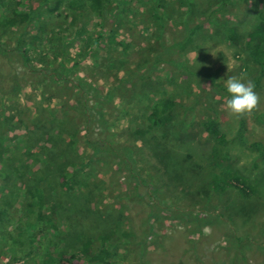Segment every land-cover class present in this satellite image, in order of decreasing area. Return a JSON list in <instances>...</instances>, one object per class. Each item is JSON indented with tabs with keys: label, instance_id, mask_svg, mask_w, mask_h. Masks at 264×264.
I'll list each match as a JSON object with an SVG mask.
<instances>
[{
	"label": "rangeland",
	"instance_id": "1",
	"mask_svg": "<svg viewBox=\"0 0 264 264\" xmlns=\"http://www.w3.org/2000/svg\"><path fill=\"white\" fill-rule=\"evenodd\" d=\"M129 1L120 7L128 10L129 14L119 13H125L126 18L134 19L133 22H126L128 19L118 22L120 19L115 13L98 20L87 11L84 19H87V29L83 38L92 42L97 36L114 29L119 39L109 35L117 42L110 54L121 55L122 48L130 49L138 40L139 44L147 41L142 34V26L160 34L157 39L171 49L160 53L161 60L155 70L149 68L152 79L141 81L139 76H135V82H140V88L148 92V98L137 91L138 87H130L131 84L125 82L127 77L139 74L136 61L128 62L127 70L114 71L121 76L116 79L113 72L103 70L101 60L91 59L85 61L80 69L69 71L64 81L57 77L51 80L48 71L62 69L54 68L51 63L42 64L37 54L30 55L31 70L15 54L0 55V123L10 119L15 125L13 133H4V143L12 151H20L21 146L26 149L28 143L33 148L48 141L54 144L47 157L41 154L28 160V170L24 175L18 172L13 178H0V182L11 185L13 196L17 197L14 203L17 211L11 209L12 222H19L14 227L15 232L17 226H30L26 220H20L22 214L19 209L26 197L32 170H45L43 180H46V185L41 188L48 191V199L51 196L54 200L59 174L68 172L73 164L81 167L79 173L83 181L79 186H86L87 191L81 205L67 201L65 205L80 207L84 214L83 224L94 226V232L96 227L115 231L109 242L121 264H135V261L137 264H264V187L258 189L259 196L249 199L240 196L236 190L211 189L207 184L212 168L207 164L209 152L205 149L206 146L217 145V142L199 127H193L200 116H215L229 141L225 148L219 146L218 155L230 157L233 168L241 174L259 182L264 180L263 166L257 153L246 149L236 135L243 125L245 143L264 144V78L258 85L254 83L259 68L241 40L259 21L255 20L264 3L262 0H232V5L229 3L225 7L220 4L214 9L217 16L226 21L221 29L225 28L229 33V22L243 24L237 31L238 37L229 39L220 28L206 25L208 31L202 33L204 39L201 42L177 49L172 45L173 39L188 17L178 0ZM155 1L162 8L167 7L161 21L156 19L161 7L158 6L156 11ZM5 2L8 0H0V17ZM129 4L132 8L127 6ZM195 6L198 8L200 4L195 3ZM201 9L203 14L205 6ZM138 10L142 13L139 14ZM197 15L196 12L194 17L198 21ZM99 27H104V30ZM23 31L0 27V42L13 50L15 40L24 35ZM68 39L70 43L65 50L69 56H80L75 53L81 38L69 34ZM25 46H30V43ZM97 46L106 50L100 44ZM131 53L129 56L133 57ZM71 65L72 62L65 64L66 68ZM41 66L48 71L40 70ZM229 76L252 82L259 97L254 110L242 115H233L227 110L224 79ZM77 83L83 87H78ZM110 91L111 99L107 98ZM159 98L175 101L178 121L183 122V128L175 126L171 129H175L178 138L192 140L195 149L191 153L197 156L196 163L201 165V170L193 166L198 171L189 169L186 173L172 166L165 153L160 159H155L152 155V150L156 149L154 136L162 139L160 131L154 136L133 133L134 128L146 129L147 122L143 118L146 107L155 104ZM84 100L88 110L81 106ZM76 107L82 109L76 110ZM52 112L58 119L67 120L61 124V129L57 118L49 120ZM86 112L93 115L90 126L84 121ZM46 130L52 131L48 141L44 137ZM74 133L76 139L71 143L70 136ZM171 139L163 144L165 152L181 149L182 142ZM108 144L118 149L125 147L133 152L134 158L138 161L140 158L144 163L140 161L135 170L129 171L127 165L132 164L129 161L124 163V157L115 152H108ZM58 146L64 150L59 155L54 151ZM174 152L176 155L181 153ZM17 176L23 180H16ZM46 204L55 220L71 222L70 207L56 205L53 201ZM12 222L6 223L7 232L0 235V264H36L34 260L45 251L46 245H50L51 236L44 239L42 237L47 235H32L31 239V229H27L22 237L24 242L17 240V236L10 233ZM62 225L65 227L64 221ZM256 233L257 236L254 235ZM116 234L122 237V241ZM131 241L140 244L134 246ZM58 247L63 248L62 264H87L80 256L71 253L75 246L68 247L63 243ZM16 248L21 252L18 259H14L16 255L11 252ZM140 250H146L145 256Z\"/></svg>",
	"mask_w": 264,
	"mask_h": 264
},
{
	"label": "trees",
	"instance_id": "2",
	"mask_svg": "<svg viewBox=\"0 0 264 264\" xmlns=\"http://www.w3.org/2000/svg\"><path fill=\"white\" fill-rule=\"evenodd\" d=\"M126 1L130 2L129 0H8V2H5V9L0 17V27L16 31L22 29L24 30V35L21 34L19 38L15 40L16 43L13 50H9L8 46L0 42V55H2V53L15 54L16 57L22 61L23 65L31 70V67L29 66L31 62L30 55L37 54L38 60H40L42 64L51 63L54 68L55 66H58V68L62 69V71L58 72L55 69L52 72H49L44 66H41L40 70H47L51 80H54L55 77H57L64 81H66L69 71L75 70L76 68L80 69L85 61L91 59L101 60L104 68L103 70L113 72L116 79L117 77L121 78V76H119L120 73L114 71L120 70L121 68L127 70V63H130V61L135 63L136 61L135 66L137 67L139 74L134 75L133 77H127L125 82L131 84L130 87H138L137 91L141 92L143 96L148 98V92L145 91L143 87V89L140 88V82H135V76H139L141 81L150 79L152 74L149 68L155 70L156 64L161 60L160 53L163 50L171 49V47L165 46L161 39H157L161 37L160 34H156L154 33V30H149L147 27L142 26V34L146 37L147 41H145L144 44H139L138 40V42H135L136 44L134 47H131L130 49L122 48L121 55H115V53L110 54L111 51L115 49L113 46L116 45L115 43L117 42L112 40L113 37L110 39L109 35L111 34V36L119 39L114 29L107 31L106 35L97 36L92 42L83 38L87 29V19L84 21L87 11L98 20L107 15L110 16L111 13H115L116 17L120 19L117 20L118 22H121V20L126 21V19H128L126 22H133L134 19L129 17L126 18L127 16L125 13L129 14V11L125 8L120 9L121 4ZM157 1L161 2L164 0ZM157 1L154 2L156 4V7L154 8L156 11H158L157 7L160 6ZM231 1L232 0H178L179 5L188 17L183 20L178 34L173 39L174 43L172 45L177 49H181V46H188L201 42L204 39L202 33L208 31L206 25H213V29H221L224 27L226 21L217 16V12L214 8H219L220 4H223V6L226 7L227 4H231ZM195 3H199L200 7L197 8ZM262 3H264V0H262ZM2 4H4V2ZM127 6L132 8L131 4ZM202 6H205L203 14V10L201 9ZM166 9L167 7H161V11H158V17L156 18L158 21L163 19ZM134 10L135 12L137 11V9ZM119 12L125 13L121 15ZM196 12L198 13V21L194 17ZM138 13L140 14L142 12L138 10ZM114 20L116 21V19ZM136 20L138 19L136 18ZM255 21L258 22L250 28L249 32L244 35L241 40L242 44L244 41L245 48L248 51L251 60L259 68L258 77L254 78V83L258 85V82L264 78V8L258 12V18ZM61 23L63 24V27H61ZM249 23L251 22L249 21L248 25ZM50 24L53 26L50 27ZM68 24L69 30L67 29ZM229 24V33H227L225 28L221 29L222 32L229 39L238 37L237 31L243 27V24L235 25L230 22ZM99 29L104 30V27H99ZM69 34L74 38H81L82 41H79V44H77V52L75 53L73 50L75 54H79L80 56L75 55L71 58L69 53H67L68 51L65 50V47H67L66 45L70 43L68 39ZM27 43H30V46H25ZM97 44H100L106 50H101ZM36 45L39 47L35 48ZM117 45L118 47H121L119 44ZM131 51L133 57L129 56ZM1 57H4V55ZM68 62H72L70 68H66L65 66ZM142 83L143 82H141V86ZM77 86L83 87V84L77 83ZM139 88L142 89V91H140ZM107 98L111 99V91L108 92ZM85 102L86 101L84 100V104H81V106L85 108V110H88ZM78 109L82 108L76 107V110ZM176 110L174 100L167 98L162 100V98H159L155 104L153 103L150 107H148V105L146 107L143 117L145 118V122H147L146 129L134 128L133 133L154 136L161 132L162 135H160L162 139H159L156 135L154 136L156 149L152 150V155L155 159H160L165 153V156L169 159L172 166L177 167L186 173L189 172V169H193L194 172H196L201 170V165L196 163L197 156L191 153V151L195 149L192 145V140L190 138H178V134L174 132L175 129H171L175 126L177 128L179 126L183 128V122L178 121ZM91 112L96 113L94 110ZM49 117L50 121L57 118L53 112ZM200 117L201 118L198 122L194 123L193 127H199L217 142V145L206 146L205 149L209 152V161L207 164L212 168L211 178L207 185L215 191L236 190L240 196L246 199L256 197L257 195L259 196L261 193L258 192V189L262 188V186L264 187V180L259 182L250 176L241 174L238 170L233 168V164L229 161L230 157L218 155L217 151L219 146L221 145L225 148L229 142L226 139L227 135L221 131L220 121H218L215 116L202 115ZM57 120L61 122L60 126H58L59 129H61V124L67 122L64 118H57ZM84 121L90 126L93 121V115L90 114V112H86ZM14 128L15 125L10 119H4L0 123V178L3 179L7 177L13 178L14 174L18 172H22L24 175L28 170L27 162L30 158L40 156L41 154L44 157H47V154L52 150L50 148L54 146V144H51L48 141V136H52V131L47 132L46 130L44 137L48 142L41 145V147L36 146L33 148V145L28 143L26 149L24 146H21L20 151H12L4 143L3 135L7 132L13 133ZM184 130L187 131L186 127H184ZM244 134L245 128L241 125L236 135L242 140L246 149L257 153L264 172V144L262 142L245 143L246 140ZM75 136V133L70 136L71 143L73 141L75 142ZM171 138L178 142H182L179 146L181 149H171L170 152H165L166 150L163 149L165 148L163 144H165V141L167 144V141ZM15 143L16 145L20 144L18 142ZM202 147L204 146L201 145V148ZM107 148L108 152L112 151L118 154L119 157H124V163L130 162L132 164L127 165L129 171L135 170L136 165H138L140 161V163H144L140 158L139 161L137 158H134L133 152L127 150L125 147L118 149V147H112L111 144H108ZM54 151L59 155V153H62L64 150L60 149L58 146ZM174 151L181 153L176 155L177 153L175 154ZM193 166H197L198 170H195ZM80 169L81 167H76L72 164L70 165L68 172H64L62 175L59 174L57 190L53 193L54 200H52L51 196L48 199V191L41 188V186L46 185V180H43L45 170H32V173L30 174V184L28 183L25 190L26 197L21 203V209H19L22 214L20 220L23 222L26 220L30 226L28 228L17 226V232H15L14 227L16 224L19 225V222L16 224L12 222L13 215L11 211L12 208L15 210L18 208L17 206H14L17 197L13 196L14 189L11 188V185L0 182V235L2 236V232H7L6 223L12 222L10 227L12 231H10V233L13 232L14 236H17V240H22L23 235L28 231L27 229H31L29 235L31 239L32 235H47L46 237H42L44 239L51 236L50 245H46L45 251L34 260L36 264H62L63 248L58 247V244L63 243L68 247L75 246L71 253L76 257L80 256L87 264H121L118 260L117 253L112 250L109 242L112 239V236H114L115 231H107L105 230L107 227L103 230V228L95 226L96 232H94V226L90 227L88 224H83L85 223L84 218L82 217L84 214L81 213L80 207L74 208L70 204L65 205L66 201L75 202L76 204L81 205L80 201L85 199V191H87L85 190L86 186H79L81 181H83L79 173ZM46 175H48L47 170ZM16 180L21 181L23 179L20 176H17ZM135 189L137 190V188ZM48 201H53L56 205L70 207L72 209L70 215L71 222L63 220L65 222V227H63V221L60 222L58 219L55 220L47 208L46 203ZM117 237L122 241L120 235H117ZM130 243L134 246L140 244L139 242L133 241ZM11 252L16 255L13 256L14 259L20 257L19 254H21V252L18 248L11 250ZM140 253L145 256L144 254L147 252L146 250H140ZM135 264H137V261H135Z\"/></svg>",
	"mask_w": 264,
	"mask_h": 264
},
{
	"label": "clouds",
	"instance_id": "3",
	"mask_svg": "<svg viewBox=\"0 0 264 264\" xmlns=\"http://www.w3.org/2000/svg\"><path fill=\"white\" fill-rule=\"evenodd\" d=\"M226 93L225 107L233 115H242L254 110L259 97L254 91L251 81L229 76L224 79Z\"/></svg>",
	"mask_w": 264,
	"mask_h": 264
},
{
	"label": "crops",
	"instance_id": "4",
	"mask_svg": "<svg viewBox=\"0 0 264 264\" xmlns=\"http://www.w3.org/2000/svg\"><path fill=\"white\" fill-rule=\"evenodd\" d=\"M262 220H264V216L262 217ZM258 233L254 234L255 236H257Z\"/></svg>",
	"mask_w": 264,
	"mask_h": 264
}]
</instances>
